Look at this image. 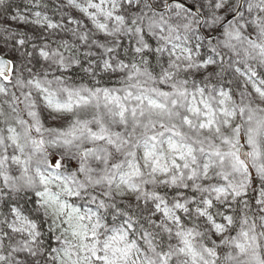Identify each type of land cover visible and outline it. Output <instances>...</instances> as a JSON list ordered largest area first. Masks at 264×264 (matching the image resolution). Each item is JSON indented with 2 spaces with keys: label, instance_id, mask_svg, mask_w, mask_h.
Instances as JSON below:
<instances>
[{
  "label": "snow or ice",
  "instance_id": "6c2138e0",
  "mask_svg": "<svg viewBox=\"0 0 264 264\" xmlns=\"http://www.w3.org/2000/svg\"><path fill=\"white\" fill-rule=\"evenodd\" d=\"M0 264H264V0H0Z\"/></svg>",
  "mask_w": 264,
  "mask_h": 264
}]
</instances>
